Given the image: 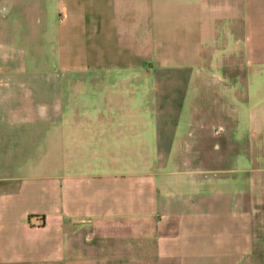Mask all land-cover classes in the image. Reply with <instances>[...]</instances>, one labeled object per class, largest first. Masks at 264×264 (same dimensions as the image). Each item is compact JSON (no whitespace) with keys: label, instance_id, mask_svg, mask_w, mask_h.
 Segmentation results:
<instances>
[{"label":"crops","instance_id":"obj_1","mask_svg":"<svg viewBox=\"0 0 264 264\" xmlns=\"http://www.w3.org/2000/svg\"><path fill=\"white\" fill-rule=\"evenodd\" d=\"M0 89V264H264V0H0Z\"/></svg>","mask_w":264,"mask_h":264},{"label":"rangeland","instance_id":"obj_2","mask_svg":"<svg viewBox=\"0 0 264 264\" xmlns=\"http://www.w3.org/2000/svg\"><path fill=\"white\" fill-rule=\"evenodd\" d=\"M25 65H26L25 70H31V69L35 68V66H33V65L30 66L29 63L28 64H25ZM6 92H8L10 94L12 93V92H10V91H8L6 89H0V96H1V94H5ZM245 119H246V117L243 116L241 148H242L243 151H251L252 153L255 154V156H254L255 157L254 158V163L255 164H253V165L260 166V167L261 166L264 167V138L262 140L260 138L261 141L258 140L257 143H253V140L255 138H254L253 134L251 133V130L248 127H246V124L244 123L245 122ZM248 163L249 162H248L247 159H243L242 160V166L243 167H249V164L250 163L249 164ZM216 192L217 191H215V190L213 192L209 191V194L210 195L208 194V196H212ZM246 193L248 194L249 192H246V191L243 190L241 192V195L244 196V195H246ZM203 196H205V195H203ZM203 196H202L201 193H198V194H195L193 196V199L194 200H198V199L202 198Z\"/></svg>","mask_w":264,"mask_h":264}]
</instances>
